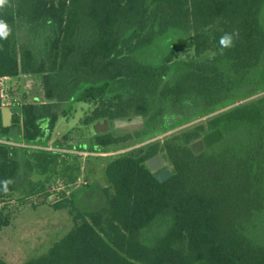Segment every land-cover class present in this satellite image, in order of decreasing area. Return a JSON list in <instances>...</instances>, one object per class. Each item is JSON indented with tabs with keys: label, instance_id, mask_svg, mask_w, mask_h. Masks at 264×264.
<instances>
[{
	"label": "trees",
	"instance_id": "trees-1",
	"mask_svg": "<svg viewBox=\"0 0 264 264\" xmlns=\"http://www.w3.org/2000/svg\"><path fill=\"white\" fill-rule=\"evenodd\" d=\"M0 20L11 29L0 39V182L11 181L0 203L22 167L11 142L49 144L75 102L94 106L86 124L145 118L134 137L98 134L82 149L171 131L107 163L102 209L55 193L75 224L23 264H264V0H9ZM226 32L239 35L221 49ZM22 74L42 76L47 101H22L23 124L14 113L4 126L2 77ZM217 127L225 139L196 155L190 144ZM159 153L173 165L164 181L146 165ZM31 155L44 171L56 160Z\"/></svg>",
	"mask_w": 264,
	"mask_h": 264
},
{
	"label": "rangeland",
	"instance_id": "rangeland-1",
	"mask_svg": "<svg viewBox=\"0 0 264 264\" xmlns=\"http://www.w3.org/2000/svg\"><path fill=\"white\" fill-rule=\"evenodd\" d=\"M2 95L6 98L2 106H10L7 102H13L14 99L33 103L47 101L43 78L36 74H22L20 77L5 79ZM68 103L69 101L62 102L61 108L67 107ZM73 107L72 117H61L57 122L49 144L42 147L26 142H14L15 146L24 147L18 150L22 167L17 189L7 195L6 202L0 203V207L4 205L7 207L6 212H11V223L0 227V255L10 264H23L31 258L47 253L73 228L75 213L68 205H53L52 202L58 201L55 193L62 194L60 202L75 199L77 206L84 211L102 209L108 200L107 163L124 152L171 132L167 131L142 141L133 139L129 146H113L105 151L82 149L84 145L88 147L95 136L92 125H86L82 121L91 113L94 106L85 102H75ZM14 113L17 114L13 111L12 118ZM140 129L142 124L119 128L114 125V129L107 133L118 137L133 136ZM77 143L82 145L75 146ZM39 149H45L56 156V160L52 161L45 171L39 168L31 155ZM56 151L60 154L56 155ZM167 163V166L173 169L168 159ZM80 177L88 181V184L79 181ZM90 189L92 191H89Z\"/></svg>",
	"mask_w": 264,
	"mask_h": 264
},
{
	"label": "water",
	"instance_id": "water-1",
	"mask_svg": "<svg viewBox=\"0 0 264 264\" xmlns=\"http://www.w3.org/2000/svg\"><path fill=\"white\" fill-rule=\"evenodd\" d=\"M2 119L4 126H9L12 124V108L11 106H2ZM145 118L143 115H132L128 117H121L116 118L113 121L110 119H105L104 121L99 120L97 121L94 126L93 130L95 133H107L112 130V122L114 123L115 127H124L128 125L134 124H143ZM226 137V133L223 131L222 128L217 127L201 138L193 141L190 146L193 152L198 155L202 152L206 151L207 149L211 148L213 145L221 142ZM146 165L151 169V171L155 174L157 179L160 181H164L172 176L173 169L168 167L167 160L163 153H159L152 157H149L146 160Z\"/></svg>",
	"mask_w": 264,
	"mask_h": 264
},
{
	"label": "clouds",
	"instance_id": "clouds-1",
	"mask_svg": "<svg viewBox=\"0 0 264 264\" xmlns=\"http://www.w3.org/2000/svg\"><path fill=\"white\" fill-rule=\"evenodd\" d=\"M8 3H9V0H0V9L4 8L6 5H8ZM10 34H11V29L9 25L4 20H0V39H7ZM238 35H239L238 32L224 33L219 40L221 49L233 47L234 41L235 39L238 38ZM214 56H215L214 52L210 53V58ZM0 183L3 184V190L7 192L8 185L11 183V181L5 180Z\"/></svg>",
	"mask_w": 264,
	"mask_h": 264
},
{
	"label": "built area",
	"instance_id": "built-area-1",
	"mask_svg": "<svg viewBox=\"0 0 264 264\" xmlns=\"http://www.w3.org/2000/svg\"><path fill=\"white\" fill-rule=\"evenodd\" d=\"M9 78H12V76H4V77H2V80H1V86L2 87H4V80L5 79H9ZM1 92H2V89H1ZM1 95H2V93H1ZM8 97H9V94H8ZM2 99H3L2 100V103L5 104V102H4V99H6L5 96L2 95ZM7 103L10 104L11 108L13 109V111H16L20 115V117H21V124H23V117H24L23 116V113L20 110H18V111L16 110V108H17L18 105H22V101H20V100L18 101L17 99H14L13 102L8 101ZM0 141H2V140L0 139ZM40 146L43 147V145H40ZM79 181H83L86 184L88 183V181H85L83 179V177H80Z\"/></svg>",
	"mask_w": 264,
	"mask_h": 264
},
{
	"label": "flooded vegetation",
	"instance_id": "flooded-vegetation-1",
	"mask_svg": "<svg viewBox=\"0 0 264 264\" xmlns=\"http://www.w3.org/2000/svg\"><path fill=\"white\" fill-rule=\"evenodd\" d=\"M17 77H20V76H17ZM71 113V112H70ZM71 115V114H70ZM88 115V114H87ZM70 117H72V115L70 116ZM87 117V116H86ZM86 117H84L83 118V120L82 121H84V119L86 118ZM66 118H68V117H66ZM105 119H107V118H105ZM105 119H101L102 121H104ZM108 119H110V118H108ZM111 120V119H110ZM97 121H99V120H97ZM97 121H94V122H91L90 124L92 125V130H93V125L95 124V122H97ZM111 121H113V120H111ZM84 124H86L85 123V121L83 122ZM87 125V124H86ZM112 129H114V123L112 122ZM112 131V130H111ZM110 132V131H109ZM93 134L94 135H98V134H103V133H95L94 132V130H93ZM95 137V136H94ZM67 139H68V137H67ZM64 145H66V143H63ZM82 145V143H77V145H75V146H80V145ZM85 146V145H84ZM88 184V183H87ZM89 191H92V189H90Z\"/></svg>",
	"mask_w": 264,
	"mask_h": 264
},
{
	"label": "crops",
	"instance_id": "crops-1",
	"mask_svg": "<svg viewBox=\"0 0 264 264\" xmlns=\"http://www.w3.org/2000/svg\"><path fill=\"white\" fill-rule=\"evenodd\" d=\"M12 112H13V109H12ZM2 141H4L3 139H1ZM11 143H14L13 141ZM20 143V142H19Z\"/></svg>",
	"mask_w": 264,
	"mask_h": 264
}]
</instances>
